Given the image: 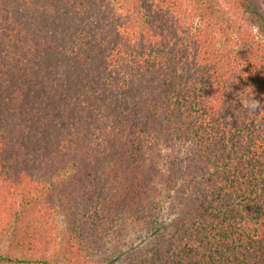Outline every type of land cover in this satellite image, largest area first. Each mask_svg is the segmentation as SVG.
Wrapping results in <instances>:
<instances>
[{
    "label": "trees",
    "instance_id": "1",
    "mask_svg": "<svg viewBox=\"0 0 264 264\" xmlns=\"http://www.w3.org/2000/svg\"><path fill=\"white\" fill-rule=\"evenodd\" d=\"M252 91L264 0H0V264H264Z\"/></svg>",
    "mask_w": 264,
    "mask_h": 264
},
{
    "label": "clouds",
    "instance_id": "2",
    "mask_svg": "<svg viewBox=\"0 0 264 264\" xmlns=\"http://www.w3.org/2000/svg\"><path fill=\"white\" fill-rule=\"evenodd\" d=\"M252 34L255 38H260L259 28L253 26ZM242 107L249 114H255L257 111H264V104L257 99H255L254 92H248L245 96L242 97Z\"/></svg>",
    "mask_w": 264,
    "mask_h": 264
},
{
    "label": "rangeland",
    "instance_id": "3",
    "mask_svg": "<svg viewBox=\"0 0 264 264\" xmlns=\"http://www.w3.org/2000/svg\"><path fill=\"white\" fill-rule=\"evenodd\" d=\"M170 159V152L168 150H165L163 153V158H162V166L164 167ZM65 228L63 226L62 222L58 223L57 226V249H59L60 244L63 242V234H64Z\"/></svg>",
    "mask_w": 264,
    "mask_h": 264
}]
</instances>
